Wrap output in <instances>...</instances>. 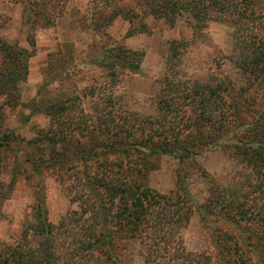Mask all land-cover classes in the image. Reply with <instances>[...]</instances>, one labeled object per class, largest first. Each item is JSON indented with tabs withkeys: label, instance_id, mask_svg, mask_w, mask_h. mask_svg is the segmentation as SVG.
Masks as SVG:
<instances>
[{
	"label": "trees",
	"instance_id": "trees-1",
	"mask_svg": "<svg viewBox=\"0 0 264 264\" xmlns=\"http://www.w3.org/2000/svg\"><path fill=\"white\" fill-rule=\"evenodd\" d=\"M10 1L26 5L30 48L4 39L0 24V149L21 153L31 168L28 179L39 180L14 243H0V264H122L123 245L132 239L140 242L144 264H264V0H90L85 22L105 36L95 61L110 84L46 97L52 80L46 81L31 115L42 111L50 123L31 139L4 126V109L20 104L19 88L37 53L36 32L56 25L67 0ZM185 14L195 20L196 32L210 21L233 24L230 61L244 84L237 89L219 74L186 77L183 55L192 40H173L157 80L156 112L128 109L114 92L117 75L140 73L145 54L106 30L121 17L130 23L125 37L132 38L151 32L149 17L175 27ZM19 143L24 146L15 148ZM221 146L238 152L242 169L217 177L201 168L204 203L189 190L183 170L169 193L149 185L162 154L184 164ZM46 172L76 204L57 223L49 218ZM12 181L14 175L9 189ZM0 196L6 197L1 190ZM195 213L215 233V253L188 250L183 232Z\"/></svg>",
	"mask_w": 264,
	"mask_h": 264
},
{
	"label": "rangeland",
	"instance_id": "rangeland-1",
	"mask_svg": "<svg viewBox=\"0 0 264 264\" xmlns=\"http://www.w3.org/2000/svg\"><path fill=\"white\" fill-rule=\"evenodd\" d=\"M89 1L67 0L64 14L57 19L56 25L36 32L37 53L31 58L28 79L19 88L21 102L15 108L4 109V126L16 130L20 137L31 139L36 128L49 126V118L42 111L31 115V103L41 99L39 90L46 81L52 80L46 97L82 95L99 84L108 88L104 84H110L109 73L95 61L101 56L104 42L101 39L105 36L99 32L92 33L85 22ZM146 21L151 32L132 38L125 37L130 23L121 17L106 30L114 40L145 54L140 73L126 75L120 72L117 75L114 92L128 109L144 114L156 112L157 80L165 71V60L173 40H192V45L183 55L182 74L186 77L204 80L211 74H219L231 80L237 89L244 84L246 77L230 61L234 37L230 21H210L208 28L200 32H196V22L187 14L180 17L175 27L155 17ZM0 24L4 39L18 41L21 46L30 48L25 4L0 0ZM23 146L22 143L14 144L17 149ZM0 160L3 163L0 165V190L6 195L0 196V243L13 244L31 210L35 198L34 182L39 178L28 179L31 168L21 153L0 149ZM193 160L183 164L173 156L162 154L159 169L149 175V185L161 193H169L176 189L178 172L183 170L189 190L202 204L207 198V185L201 168L217 177L242 169L241 156L232 146L208 149ZM12 175L13 187L9 189ZM43 183L49 218L57 223L75 209L76 204L70 201L64 186L52 173L43 174ZM183 236L191 252L216 251L215 233L203 224L199 213L194 214ZM140 246L136 239L126 242L121 252L122 264H144Z\"/></svg>",
	"mask_w": 264,
	"mask_h": 264
}]
</instances>
